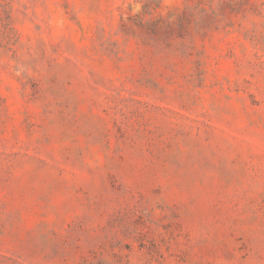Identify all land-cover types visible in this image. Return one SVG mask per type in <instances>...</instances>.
Returning a JSON list of instances; mask_svg holds the SVG:
<instances>
[{"label":"rangeland","instance_id":"obj_1","mask_svg":"<svg viewBox=\"0 0 264 264\" xmlns=\"http://www.w3.org/2000/svg\"><path fill=\"white\" fill-rule=\"evenodd\" d=\"M0 264H264V0H0Z\"/></svg>","mask_w":264,"mask_h":264}]
</instances>
